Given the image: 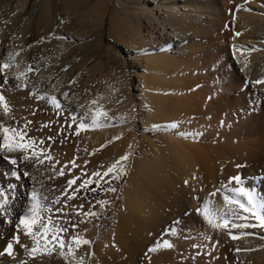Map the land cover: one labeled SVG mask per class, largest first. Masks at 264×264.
<instances>
[{
  "label": "bare ground",
  "instance_id": "1",
  "mask_svg": "<svg viewBox=\"0 0 264 264\" xmlns=\"http://www.w3.org/2000/svg\"><path fill=\"white\" fill-rule=\"evenodd\" d=\"M110 2L66 0L65 5L75 15L79 9L88 13L96 7L100 11L96 14L103 18ZM132 3L137 6H131L136 9L133 12L117 0V11L111 15L112 28L123 32L131 51L138 50L146 59L144 69L148 79L139 81L148 104L144 108L150 113L149 117L144 116V121L154 130L171 132V138L164 149L154 144L145 149L142 145L139 150L144 157L134 161L126 188L122 190L121 205L115 206L99 233L88 221L87 225L78 218L74 235L91 243L76 250V259L82 258L83 264H264V226L250 212H244L239 205H226L223 199L228 190L243 187L264 201V183L254 188L252 176L255 171L264 170V161L255 159L257 151L264 154V83H256L264 80V72L261 73L264 0H133ZM31 6L34 11V3ZM36 23L42 27L41 20ZM104 24L103 21L101 38ZM5 60L0 57V64ZM38 64L29 65L38 70ZM165 91L168 96H164ZM160 121L164 124L157 125ZM218 139L239 140V144L246 141L252 150L242 148L237 142L233 146L230 142L229 148L220 141L221 146L216 142ZM72 159L58 160L65 165ZM23 176L28 186L17 187L20 199L7 207V217L0 215V252L17 231L21 243L14 245V256L0 255V264L21 261L62 264L56 261L61 249L54 251V248L53 255L45 254L34 260L22 247L33 244L23 226L16 227L28 212L29 190L33 185L27 175ZM235 176H240L243 183L234 180L229 183ZM74 188L65 186L63 197L56 196L54 200L59 198L60 202L52 203V212L47 217L60 214L57 209L67 212L68 207L80 205L78 199H73V190L78 189ZM205 202H209L210 210L219 208L227 212L230 223L257 226L215 228L198 211ZM233 235L238 239H232ZM158 240H167L173 247L149 251ZM63 251L67 252V248ZM233 255L236 263L232 261ZM76 259L69 256L68 264H76Z\"/></svg>",
  "mask_w": 264,
  "mask_h": 264
},
{
  "label": "rangeland",
  "instance_id": "2",
  "mask_svg": "<svg viewBox=\"0 0 264 264\" xmlns=\"http://www.w3.org/2000/svg\"><path fill=\"white\" fill-rule=\"evenodd\" d=\"M118 1L123 2L124 6L127 4L128 10H136L133 0ZM32 3L34 11L31 9ZM116 3L117 0H111L107 13L100 18V11L96 7L92 9L94 13L91 9L88 13L79 9V13L73 14L70 9H66V0H0V18L3 19L5 14V18L0 19V57L14 67H0V84L3 89L0 93L10 106L7 114L0 106V131L3 127L17 129L25 135L23 141L17 137L16 143L27 146L30 139L36 142L32 148L25 147L12 152L0 147V186L16 185L15 189L9 190L8 207L19 198V186H28L23 170L33 182L29 190L28 208L32 203L33 190L47 197V200L41 202L42 205L51 207L56 196L63 197L65 186H69L68 181L78 178L76 184L72 185L73 188H78L73 190L76 196L73 199L82 203L78 201L79 206L76 204L75 208L68 207L67 212L63 211L52 217L54 224L67 229L66 232L59 233L66 243H72L71 237L78 226V218H82L81 221L85 224L88 221L89 226L96 228L99 233L104 222L113 215L115 206L121 205L122 190L126 188L134 161L137 157H144L139 150L142 145L145 149H149L150 144L164 149L168 147V140L171 138V132L166 133L161 128L154 130L144 121L150 113L144 108L148 104L142 96L139 81L148 79L144 69L147 62L145 57L138 54V50L131 51L123 32L119 33L112 28L111 15L117 11ZM37 20L42 21V27L37 25ZM103 21L105 33L101 38ZM16 38L22 41L18 42ZM4 46L8 49L3 50ZM34 62L39 63L38 70L30 67ZM263 68L261 73L264 72ZM30 71L34 72L33 75ZM168 95L165 91L164 96ZM52 96L60 102V108L53 105L50 99ZM81 123L88 127L80 128ZM163 124L161 121L157 123ZM3 136L2 131L0 144L3 143ZM218 140V145L225 142L223 145L229 148L236 142L239 144V140L228 141L229 143L224 139ZM230 142L231 146H228ZM242 143L245 144L246 141ZM242 143V148L252 150L246 146L247 143L244 146ZM40 149H44V153L41 154ZM257 152L258 157L255 156V159L258 162L264 161V154ZM48 155L52 157L51 160L45 158ZM125 155L128 159L121 161L120 158ZM25 156H28L27 160L24 159ZM65 157L74 158L72 160L75 166L72 165L73 161L65 165L63 163L65 167L61 165L58 159L63 160ZM12 158L19 165H13L10 162ZM117 161H120L117 168L105 176L104 173ZM17 170L21 174L20 179L12 175ZM61 170L64 172L63 176L59 175ZM94 173H100V176H94ZM252 176L255 178L254 188L262 187L264 170L255 171ZM85 180H91L92 183L80 187ZM110 188H115L116 191H109ZM99 201L108 203L102 205ZM88 212L97 215H85ZM48 214L50 213L47 211L42 212L45 218ZM53 242L57 246L54 251L60 249ZM56 261L62 264L69 262L62 255ZM232 261H237L234 255Z\"/></svg>",
  "mask_w": 264,
  "mask_h": 264
},
{
  "label": "snow or ice",
  "instance_id": "3",
  "mask_svg": "<svg viewBox=\"0 0 264 264\" xmlns=\"http://www.w3.org/2000/svg\"><path fill=\"white\" fill-rule=\"evenodd\" d=\"M239 35V33L237 34ZM3 69H8L11 67L8 63H4L2 66ZM20 77L18 76L17 79ZM256 83H264V80L262 81H256ZM43 98V97H42ZM51 102L56 108H60V102L56 99V97L52 96L50 97ZM95 103V101H93ZM0 106L3 107L4 113L7 114L10 111V106L5 98V96L0 93ZM106 115V113H104ZM95 123V120L93 121ZM80 128L88 127V125H85L81 123L79 125ZM2 131L4 133L3 136V143L0 144V147L6 149L9 152L15 151L17 149L23 150L25 147L32 148L35 145L34 140H29L27 146L23 143H16L17 137H19L20 141H23L24 139V133L20 132L17 129H11L9 127H3ZM9 133H12V135H9ZM78 134V133H77ZM40 143H43V141H40ZM40 153H44V149L39 150ZM35 154V153H33ZM48 160H51L52 157L50 155L45 157ZM25 160L28 159V156L24 157ZM121 161H125L128 159V156L125 155L120 158ZM10 162L13 165H17V160L12 158ZM40 163H43V160L39 161ZM75 166V162H72ZM120 164V161H117L115 164H113L108 170L104 173V175H108L109 173H112L117 166ZM238 167H241L238 165ZM121 171H123L121 169ZM12 175L16 179H20V172L17 170L12 173ZM23 175H28V173H23ZM60 176L64 175L63 170L59 172ZM94 176H100V173H94ZM118 178V177H117ZM76 179H72L68 181L69 187L76 184ZM236 181L238 184H242V178L240 176L231 177L229 183L231 181ZM92 183L91 180H85L80 187H85L88 184ZM187 183V182H186ZM15 184H10L7 187L0 186V215L7 217L8 216V210L7 205L9 204V190L15 189ZM222 187H224L222 185ZM94 190V189H93ZM109 191H116L115 188H110ZM219 191V190H218ZM228 192H232L235 195H229ZM223 196L224 201L226 202V205H239L241 209L244 210V212H250L255 218L259 221L261 226H264V201L258 200L257 197L251 192L250 189H246L243 187L230 189L228 190ZM211 195H215V193H212ZM243 199H240V198ZM71 198V197H70ZM31 200L32 203L28 209V212L20 218L19 224L16 226L17 229L22 225L24 228L25 235L30 237L33 241V244L31 247H29L27 244L22 245L24 250L28 253V255L32 259H37L38 257H41L45 254L50 255L53 249L56 247L55 244L52 242L55 241L56 244L59 245V248L61 249L60 254L64 256L66 259L71 256L73 259H76V250L81 247L82 245L90 244L91 241L87 239H78L77 235H73L71 237L72 243H66L63 237L59 236V233L66 232L67 229L60 228L56 224L52 222V217L49 215L47 219L42 215V212L47 211L48 213L52 212V208L48 205H42L43 200H47V197L41 196L36 190H33L31 193ZM59 198L54 200L52 203H59ZM99 203L107 204V201H99ZM82 207V206H81ZM57 211L62 212L63 209H57ZM198 211L203 212L204 216L208 219V222L215 228H248V227H256L255 224H237V223H230L228 219L227 212H222L219 208L216 209H209V202H205L204 207L202 209H198ZM229 212H234V209L228 208ZM85 215L88 216H95L97 213L94 212H88L85 213ZM241 219H247V217L241 216ZM9 223H11V220H8ZM75 227V225L73 226ZM231 235V232H229ZM232 239H238L237 236L233 235ZM20 235L19 231L12 237V240L7 243L6 247L3 249L2 252H0V255L7 254L9 256H14V245L20 244ZM75 244V248L72 246ZM49 245H52V247H49ZM167 247L171 248L173 245L167 241L163 240L157 241L155 246L150 248L149 251H156L160 247ZM65 248H67V252L63 251ZM20 264H28V261H21ZM76 264H83L82 258L76 259Z\"/></svg>",
  "mask_w": 264,
  "mask_h": 264
}]
</instances>
